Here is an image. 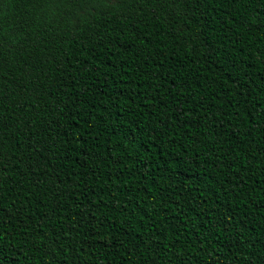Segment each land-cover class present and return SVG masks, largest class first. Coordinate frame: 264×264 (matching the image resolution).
Here are the masks:
<instances>
[{"label":"trees","instance_id":"1","mask_svg":"<svg viewBox=\"0 0 264 264\" xmlns=\"http://www.w3.org/2000/svg\"><path fill=\"white\" fill-rule=\"evenodd\" d=\"M0 264H264V0H0Z\"/></svg>","mask_w":264,"mask_h":264}]
</instances>
